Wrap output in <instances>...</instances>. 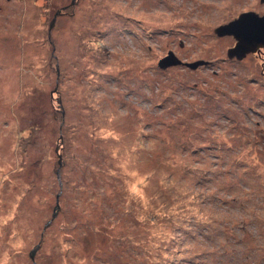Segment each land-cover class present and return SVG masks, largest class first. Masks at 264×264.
Returning a JSON list of instances; mask_svg holds the SVG:
<instances>
[{
	"label": "rangeland",
	"instance_id": "obj_1",
	"mask_svg": "<svg viewBox=\"0 0 264 264\" xmlns=\"http://www.w3.org/2000/svg\"><path fill=\"white\" fill-rule=\"evenodd\" d=\"M250 11L0 0V264H264V48L215 33Z\"/></svg>",
	"mask_w": 264,
	"mask_h": 264
},
{
	"label": "water",
	"instance_id": "obj_2",
	"mask_svg": "<svg viewBox=\"0 0 264 264\" xmlns=\"http://www.w3.org/2000/svg\"><path fill=\"white\" fill-rule=\"evenodd\" d=\"M215 33L218 36L232 35L235 38L236 45L228 50V57L230 59L237 57L240 60L248 53L264 48V15L261 16L253 11L241 13L238 18L218 27ZM205 64L206 61H198L187 66L197 69ZM174 65H181V61L173 53L160 62V67L163 69Z\"/></svg>",
	"mask_w": 264,
	"mask_h": 264
}]
</instances>
